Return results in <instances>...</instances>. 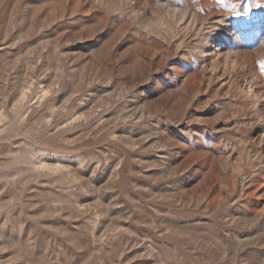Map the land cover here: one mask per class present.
Returning a JSON list of instances; mask_svg holds the SVG:
<instances>
[{"label": "rangeland", "instance_id": "obj_1", "mask_svg": "<svg viewBox=\"0 0 264 264\" xmlns=\"http://www.w3.org/2000/svg\"><path fill=\"white\" fill-rule=\"evenodd\" d=\"M128 1L0 0V264H264V0Z\"/></svg>", "mask_w": 264, "mask_h": 264}, {"label": "bare ground", "instance_id": "obj_2", "mask_svg": "<svg viewBox=\"0 0 264 264\" xmlns=\"http://www.w3.org/2000/svg\"><path fill=\"white\" fill-rule=\"evenodd\" d=\"M126 1V0H125ZM153 3V5L154 6H156V7H158V8H161V9H163V11H164V13H165V15L163 16L164 18L165 17H169V15H173L177 20H178V22L179 23H177V21H176V24H178L179 26H182V27H184V29H186L187 31H190L191 29H201V30H204L206 27L205 26H207L208 24H210V27L213 29V30H219V25H224V26H226L225 27V29L227 30V33H228V36L229 37H232L234 34H235V32H236V29H234L233 27V23H232V21H230V20H232V14L231 13H226L225 15H223L222 16V18H220V19H218V20H216V21H214V22H212V23H210L209 21H207V19L204 17V15H203V13L201 12L202 10H200V8H199V6H198V4H199V2H197V1H194V0H185V3H183V0H153L152 1ZM125 4V3H124ZM201 5V4H200ZM135 7H136V5L134 4V3H132V2H127V4H125L124 5V8H126L127 9V12H128V14L129 15H132V17L131 18H133L132 20L137 24H140V25H142L143 27H145L146 29L147 28H151V27H160V24L162 23V21H163V19L164 18H158L159 19V21H155V22H153L152 20H150V19H148L149 17H147L146 18V16H147V13H146V10L145 9H143V10H141L140 11V14H138V12H135ZM123 8V9H124ZM126 9H124V10H126ZM137 10V9H136ZM162 11V12H163ZM160 17V16H159ZM155 18V17H154ZM154 18H152V19H154ZM155 20H156V18H155ZM167 22V21H166ZM168 24V23H167ZM175 24V25H176ZM175 25H173V24H168V26H167V32H174L175 31ZM178 26V27H179ZM233 26V27H232ZM163 28V27H162ZM180 28V27H179ZM221 28V27H220ZM260 28V24H258V23H254V22H249V23H246V24H244V25H242L241 27H240V29H242V31H245V30H253V31H255V30H257V29H259ZM157 29V28H156ZM210 29V28H209ZM158 30V29H157ZM160 30V29H159ZM186 30H184V31H186ZM177 31V30H176ZM206 31V30H205ZM161 32V31H160ZM182 32V31H181ZM202 32V31H201ZM201 32H200V34H201ZM189 33V32H188ZM203 33V32H202ZM173 34V33H172ZM197 34H199V33H197ZM196 33H195V35H197ZM213 34H215V32L213 33ZM213 34H209V36L208 37H205L204 38V36L202 37V39L204 38L205 39V41L204 42H208L207 41V39L209 40V38H213V42H218V44L219 45H217L218 46V48L216 49L217 51H219V53H220V50H221V45H223V43H224V41L226 40V39H223V40H221V41H219V39L214 35V37H213ZM192 35V34H191ZM195 35H193V36H195ZM202 35V34H201ZM201 35H200V37H201ZM172 36H174V35H172ZM199 37V38H200ZM165 38V37H164ZM201 39V38H200ZM175 40V39H174ZM180 40V39H179ZM203 42V43H204ZM177 45V44H176ZM182 45V44H181ZM216 46V47H217ZM203 52V51H202ZM216 56H218V52L217 53H214ZM228 57H230V56H228ZM219 63L217 62V61H213V63L211 62V65L209 66V68H208V72H210V74H211V76H213V75H215L216 73H217V71L219 70V65H218ZM41 98V97H40ZM40 100V99H39ZM41 100H45V99H41ZM39 102V101H38ZM46 103V102H45ZM35 104V103H34ZM23 105H25V104H23ZM130 106V105H129ZM33 107H35L34 105L32 106V109L34 110L35 108H33ZM52 107V106H51ZM28 108V107H27ZM22 110V109H21ZM25 110V109H24ZM36 110V109H35ZM38 110V109H37ZM51 110V109H50ZM26 111V110H25ZM22 112V111H21ZM24 112V111H23ZM30 113V112H29ZM140 113V112H139ZM138 113V114H139ZM19 114V113H18ZM25 115H26V113H24ZM137 114V115H138ZM44 115V114H43ZM32 116V115H31ZM45 116H48V114L47 115H45ZM44 116V117H45ZM133 116V115H132ZM43 117V116H42ZM134 117H136V116H134ZM138 117V116H137ZM140 117V116H139ZM25 118V117H24ZM73 118V117H72ZM125 118V117H124ZM19 119V118H18ZM77 119V118H76ZM75 119V120H76ZM135 119V118H134ZM137 119V118H136ZM21 120V119H20ZM25 120V119H24ZM40 120H42V119H40ZM68 120V119H67ZM66 120V121H67ZM70 120L72 121V119L70 118ZM77 120H79V119H77ZM46 121V120H45ZM19 122V121H18ZM32 122V121H31ZM43 122V121H42ZM48 122H50L49 120H48ZM69 122V121H68ZM78 122V121H77ZM8 123V122H7ZM87 123V122H86ZM92 123V122H91ZM20 124V123H19ZM27 124V123H26ZM29 124V123H28ZM35 124V123H34ZM70 124V123H69ZM94 124V123H93ZM15 125H16V123H15ZM30 125V124H29ZM32 125V124H31ZM36 125V124H35ZM66 125H67V123H66ZM89 125H91V124H89ZM236 125H238V124H236ZM1 126V125H0ZM50 126V125H49ZM65 126V125H64ZM68 126V125H67ZM77 126V125H76ZM16 127V126H15ZM37 127V126H36ZM2 128H3V126H2ZM1 128V130H4L5 129V127L2 129ZM73 128V127H72ZM9 129V128H8ZM27 129V128H26ZM63 129V128H62ZM77 129V128H76ZM41 130H43V129H41ZM65 129H63V131H64ZM14 132V131H13ZM23 132H25V131H23ZM30 132V131H29ZM2 133V132H1ZM3 133H5V131H3ZM21 133V132H20ZM48 133V132H47ZM59 133V132H58ZM71 133V132H70ZM57 134V133H56ZM60 134V133H59ZM62 134H64V132L62 133ZM2 135V134H1ZM9 135V134H8ZM18 135V134H17ZM1 137V136H0ZM61 137V136H60ZM67 137V136H66ZM63 138V137H62ZM65 138V137H64ZM8 138H7V136H6V140H7ZM10 139V138H9ZM8 139V140H9ZM54 139V138H53ZM66 139V138H65ZM7 140V141H8ZM10 141V140H9ZM7 143V142H6ZM10 143V142H9ZM2 145H4L3 143H2ZM7 145V144H6ZM12 146H13V144H12ZM7 149H9V147H6ZM6 150V149H5ZM18 150V149H17ZM24 150V149H23ZM19 151V150H18ZM14 152V151H13ZM16 152V151H15ZM31 152V151H30ZM29 153V152H28ZM41 153V152H40ZM55 153V152H54ZM59 153V152H58ZM61 153V152H60ZM50 154V153H49ZM56 154V153H55ZM15 155V154H14ZM13 155V156H14ZM19 155V154H18ZM31 155H32V153H30V157H31ZM51 155H53L52 153H51ZM50 155V156H51ZM58 155V154H57ZM69 155H70V153H69ZM33 156V155H32ZM38 156V155H37ZM41 156V155H40ZM42 156H44L43 155V153H42ZM48 156V155H47ZM78 156V155H77ZM57 157H62V156H57ZM50 158V157H49ZM74 158V157H73ZM80 158V157H79ZM83 158V157H82ZM27 159V158H26ZM43 159V158H42ZM65 159V158H64ZM63 159V160H64ZM62 160V159H61ZM60 160V161H61ZM19 161V160H18ZM27 161V160H26ZM57 161V160H56ZM59 161V160H58ZM59 161V162H60ZM82 161V160H81ZM84 161V160H83ZM7 162V161H6ZM10 162H13L14 163V161H10ZM46 163H47V161H45ZM58 162V163H59ZM66 162V161H65ZM86 162V161H85ZM16 163L18 164V162L16 161ZM10 164V163H9ZM27 164H30L31 166H30V169L37 175V176H40L42 173H43V171L45 170V168H46V165L43 163V162H41L40 161V159L38 158L37 160H35V158L33 159V160H31L30 161V163H27ZM50 164H52V163H50ZM54 164H55V162H54ZM54 164H52L51 166H53ZM61 164V163H60ZM55 165H57V163L55 164ZM70 165V164H69ZM76 165V164H75ZM78 165V164H77ZM50 166V165H49ZM65 166H67V167H69L68 165H65ZM67 167H65L66 169H67ZM71 167V166H70ZM77 167H80V166H77ZM51 168V167H50ZM62 168V167H61ZM60 166H55V167H53L52 168V170H53V172H55V173H60L59 171H60ZM72 169H73V167H71ZM75 168V167H74ZM82 168V167H81ZM18 170V169H17ZM47 170V169H46ZM50 170V169H49ZM63 170V169H62ZM65 170V169H64ZM83 170V169H82ZM22 171V170H21ZM26 171V170H25ZM25 171H24V173H25ZM73 171V170H72ZM62 172V171H61ZM30 173V172H29ZM63 173V172H62ZM67 173V172H66ZM11 174V173H10ZM17 174V173H16ZM22 174V173H21ZM32 174V173H31ZM65 174V173H64ZM49 175V174H48ZM31 176V175H30ZM29 176V177H30ZM54 176V175H53ZM60 176V175H59ZM10 177V176H9ZM27 177V176H26ZM47 177V176H46ZM56 177V176H55ZM5 178H7V177H5ZM4 178V179H5ZM41 178V177H40ZM19 179V178H18ZM47 179V178H46ZM49 179V178H48ZM219 179V178H218ZM11 180V179H10ZM28 180V179H27ZM36 180H38V179H36ZM43 180V179H42ZM5 181V180H4ZM12 182H13V180H11ZM10 181V182H11ZM17 181V180H16ZM22 181V180H21ZM39 181H41V180H39ZM61 181V180H60ZM67 181V180H66ZM18 182V181H17ZM17 182H14V184L15 183H17ZM242 182V181H241ZM245 182V181H244ZM244 182H243V184H244ZM249 182V181H248ZM247 182V183H248ZM23 183V182H22ZM27 183V182H26ZM26 183L24 184V185H26ZM29 183V182H28ZM42 183V182H41ZM71 183V182H70ZM14 184H12V185H14ZM32 184H33V182H32ZM11 185V184H10ZM30 185V184H29ZM69 185V184H68ZM34 186H35V184H34ZM27 187V186H26ZM68 187V186H67ZM71 186H69L68 188H70ZM21 189V188H20ZM201 190V189H200ZM40 192V191H39ZM196 193V192H195ZM13 194V193H12ZM42 194V193H41ZM40 194V195H41ZM44 194V193H43ZM8 195V194H7ZM10 195V194H9ZM51 195V194H50ZM50 197V196H49ZM201 198V197H200ZM35 199H37V198H35ZM52 199V198H51ZM197 200V199H196ZM29 201V200H28ZM204 201V200H203ZM202 201V202H203ZM52 202V201H51ZM56 202H57V200H56ZM55 203V202H54ZM191 203V202H190ZM206 204V203H205ZM55 205V204H54ZM194 205V204H193ZM40 206H41V204H40ZM196 206V205H195ZM194 206V207H195ZM43 208V207H42ZM207 208V207H206ZM41 209V208H40ZM38 212V211H37ZM97 214V213H96ZM192 214V213H191ZM86 216V215H85ZM198 217V216H197ZM199 218V217H198ZM208 218V217H207ZM90 220V219H89ZM207 220V219H206ZM209 221V220H208ZM86 222H88V220L86 221ZM90 222V221H89ZM95 222V221H94ZM200 222V221H199ZM15 223V222H14ZM13 223V224H14ZM92 223V222H91ZM90 223V224H91ZM198 223V222H197ZM206 223V222H205ZM94 224V223H93ZM98 224V223H97ZM15 225V224H14ZM22 225V224H21ZM198 225V224H197ZM4 226H6L5 224H4ZM63 226H64V224H63ZM69 226V225H68ZM92 226V225H91ZM209 226V225H208ZM212 226V225H211ZM214 226V225H213ZM8 227H10L9 225H8ZM17 227V226H16ZM15 227V228H16ZM84 227V226H83ZM94 227V226H93ZM92 227V228H93ZM205 227V226H204ZM7 228V227H6ZM25 228V227H24ZM28 228H30V227H28ZM68 228V227H67ZM69 228H71V227H69ZM97 228V227H96ZM216 228V227H215ZM11 229V228H10ZM13 230H15L14 228H12ZM22 229V228H21ZM73 229V228H72ZM87 229V228H86ZM95 229V228H94ZM99 229V228H98ZM205 229V228H204ZM259 229V228H258ZM257 229V230H258ZM68 230V229H67ZM196 230V229H195ZM194 230V231H195ZM199 230V229H198ZM214 230H216V229H214ZM256 230V231H257ZM2 231H4V232H6L7 230L5 229V228H3V230ZM16 231H17V229H16ZM28 231V230H27ZM124 231V230H123ZM192 231V230H191ZM190 231V233H192ZM213 231V230H212ZM15 231H13L12 233H14ZM60 232V231H59ZM96 232V231H95ZM98 232V231H97ZM214 232V231H213ZM217 232H218V230L216 231V234H217ZM3 233V232H2ZM12 233H10V234H12ZM25 233V232H24ZM62 233V232H61ZM189 233V234H190ZM232 233H234V232H232ZM66 234V233H65ZM114 235H115V233H113ZM119 234V233H118ZM197 234V233H196ZM195 234V235H196ZM207 234V233H206ZM219 234V233H218ZM235 234V233H234ZM3 235V234H2ZM1 235V236H2ZM14 235H16V234H14ZM24 235V234H23ZM173 235V234H172ZM198 235V234H197ZM4 236H5V233H4ZM8 235H6V237H7ZM17 236V235H16ZM19 236V235H18ZM18 236H17V238H18ZM70 236V235H69ZM72 236V235H71ZM199 236V235H198ZM197 236V237H198ZM201 236V235H200ZM203 236V235H202ZM12 237V236H11ZM15 237V236H14ZM21 237V236H20ZM23 237V236H22ZM24 237H25V235H24ZM119 237V236H118ZM124 237V236H123ZM191 237V236H190ZM206 237V236H205ZM204 237V238H205ZM219 237V236H218ZM4 238V237H3ZM8 238V237H7ZM16 238V237H15ZM27 238V237H26ZM29 238V237H28ZM112 238V237H111ZM114 238V237H113ZM125 238V237H124ZM192 238H194V236L192 237ZM202 238V237H201ZM208 238V237H207ZM206 238V239H207ZM240 238V237H239ZM72 239V238H71ZM70 239V240H71ZM120 239V238H119ZM118 239V240H119ZM189 239V238H188ZM199 239V238H198ZM205 239V240H206ZM215 239V238H214ZM1 240H5V239H1ZM12 240V239H11ZM104 240V239H103ZM106 240V239H105ZM113 240V239H112ZM202 240H203V238H202ZM237 240H238V238H237ZM10 241V240H9ZM17 241V240H16ZM20 241H21V239H20ZM23 241V240H22ZM83 241V240H82ZM208 241V240H207ZM6 242H7V240H6ZM34 242V241H33ZM106 242V241H105ZM115 241H113V243H114ZM203 242H205V241H203ZM27 243H28V240H27ZM44 243V242H43ZM83 243V242H82ZM106 243H108V241L106 242ZM110 243H111V240H110ZM109 243V244H110ZM149 243H152V241L151 242H149ZM195 243V242H194ZM200 242H198V244H199ZM211 243V242H210ZM218 243V242H217ZM2 244V243H1ZM116 244V243H115ZM212 244V243H211ZM7 245V244H6ZM12 245V244H11ZM101 245V244H100ZM107 245V244H106ZM105 245V246H106ZM112 245V244H111ZM148 245V244H147ZM197 245V244H196ZM208 245H210V244H208ZM220 244L218 243V246H219ZM10 246V245H9ZM38 246V245H37ZM155 246V245H154ZM244 246V245H243ZM27 247H28V245H27ZM26 247V248H27ZM30 247V246H29ZM34 247V246H33ZM32 247V248H33ZM106 247H108V246H106ZM106 247H104V248H106ZM147 247V246H146ZM145 247V248H146ZM197 247V246H196ZM195 247V248H196ZM245 247V246H244ZM8 248V247H7ZM38 248V247H37ZM153 248V247H152ZM223 248H225V247H223ZM228 248V247H227ZM14 249V248H13ZM12 249V250H13ZM146 249H148V248H146ZM151 249V248H150ZM204 249V248H203ZM24 250V249H23ZM28 250V249H27ZM37 250V249H36ZM103 250V249H102ZM149 250V249H148ZM194 250V249H193ZM220 250V249H219ZM224 250H226V249H224ZM0 251H2L1 249H0ZM7 251V250H6ZM16 251V250H15ZM38 251H40V250H38ZM101 251V250H100ZM207 251V250H206ZM12 252V251H11ZM11 252H9V253H11ZM19 252H20V250H19ZM36 252V251H35ZM6 253H8V252H6ZM21 253H23V252H21ZM21 253H18V254H21ZM37 253V252H36ZM194 253H195V251H194ZM220 253V252H219ZM34 254V253H33ZM7 255V254H6ZM9 255V254H8ZM7 255V256H8ZM25 255V254H24ZM31 255V254H30ZM204 255V254H203ZM34 256H35V254H34ZM13 257H15V256H13ZM28 257V256H27ZM207 257V256H206ZM215 257V256H214ZM11 258V257H10ZM9 259V258H8ZM7 259V260H8ZM13 259V258H12ZM15 259V258H14ZM16 259H18L17 257H16ZM196 259V258H195ZM205 259V258H204ZM203 259V260H204ZM208 259V258H207ZM206 259V260H207ZM19 260H20V258H19ZM21 260L22 261H24L22 258H21ZM189 260V259H188ZM217 260V259H216ZM216 260H215V262H216ZM225 260V259H224ZM22 261H20V262H22ZM31 261V260H30ZM38 261V260H37ZM45 261V260H44ZM26 262V261H25ZM24 262V263H25ZM46 262V261H45ZM191 262V261H190ZM205 262V261H204ZM30 263V262H29ZM192 263V262H191ZM22 264V263H21ZM27 264H28V262H27ZM37 264V263H36ZM194 264V263H193ZM207 264V263H206ZM209 264V263H208Z\"/></svg>", "mask_w": 264, "mask_h": 264}]
</instances>
